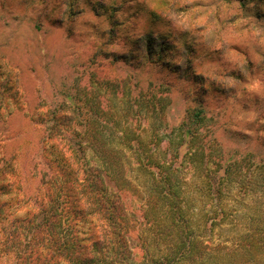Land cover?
Returning a JSON list of instances; mask_svg holds the SVG:
<instances>
[{
  "label": "rangeland",
  "instance_id": "obj_1",
  "mask_svg": "<svg viewBox=\"0 0 264 264\" xmlns=\"http://www.w3.org/2000/svg\"><path fill=\"white\" fill-rule=\"evenodd\" d=\"M51 19L77 30L81 47L68 60L66 72L42 90L44 98L32 105L31 119L24 121L21 111L15 112L23 107L20 82L13 62L6 59L27 41L42 57L44 29ZM75 82L83 89V100H95L96 120H91L90 131H99L102 119L125 120L118 127L108 121L102 129L109 136L105 146L96 138L95 143L82 144L85 154L79 167L107 158L113 175L119 168L116 159L121 158L123 177L133 176L136 159L142 155V163L165 162L156 164L161 179L171 176L180 186L199 182L200 175L186 163L191 149L205 146V156L194 161L199 167L202 160L209 171L219 164L215 177L225 184L221 239L230 242L247 230L253 239L263 238L264 223L257 216L249 221L248 216L256 210L264 215V200L259 198L264 190L256 185L240 190L239 185L253 179L264 184V0H0V154L16 158L20 187L18 193L0 197L7 204L0 217V264H15L5 237L12 221L23 218L37 198L40 166H55L57 154L66 147L59 139L43 141L39 120L46 121L50 112L77 117L72 108L76 103L68 98ZM145 94L149 103L139 98ZM80 113L85 116L89 108ZM70 127L76 128L75 123ZM64 129L68 128L59 131ZM187 130L198 139L186 138ZM97 149L106 156L91 153ZM231 162L238 169L224 175ZM170 163L184 166L175 170ZM118 180L112 176L113 186ZM151 180L140 179L137 184L147 189ZM190 193L198 196L197 190ZM136 194L130 190L122 196L139 217L141 201ZM137 244L130 246L133 258L139 260L143 252ZM226 250L216 264L258 263L252 260L257 255L253 248Z\"/></svg>",
  "mask_w": 264,
  "mask_h": 264
},
{
  "label": "trees",
  "instance_id": "obj_2",
  "mask_svg": "<svg viewBox=\"0 0 264 264\" xmlns=\"http://www.w3.org/2000/svg\"><path fill=\"white\" fill-rule=\"evenodd\" d=\"M73 85V94L68 98L76 103L72 108L77 117L58 116L50 112L46 121L39 120V125L44 128L43 141L59 139L66 142V147L64 152L57 154L59 162L55 166H40L42 177L37 198L30 203V210L23 218L12 221V230L5 237L7 251L14 254L15 264H211L210 259L216 264L218 257L226 254V249L231 248L236 253L242 247L247 250L253 248L257 255L252 260L263 264L264 224L260 240L253 239L254 235L251 236L249 230L245 235L231 238L230 242L221 239V227L225 222L221 210L225 187L221 186L225 184L215 177L219 164L209 171L211 169L202 160L199 167L194 161L205 156V146L191 149L186 163L193 173L200 175L199 182L186 181L180 186L171 176L161 179L156 164L165 166V162L152 163L153 159H150L152 162L147 159L142 163V155L136 159L137 168L133 176L123 177L121 158L116 159L119 168L113 175L114 167L107 158L99 164L87 162L79 167L78 160L85 154L82 144L85 141L95 143L97 139L105 146L109 136L102 129L107 127L108 121L118 127L116 125L125 124V120L102 119L100 130L96 133L90 131L91 120H96L93 116L95 100H83L80 97L83 89L80 91L76 82ZM139 98L149 103L147 94ZM154 98L151 97L152 100ZM156 100H161V97ZM84 107L89 108V113L81 116ZM74 123L76 128L71 129ZM63 127L68 129L59 131ZM77 127L82 129L78 131ZM184 136L192 138L191 142L198 139L188 130L184 131ZM126 137L128 141H133L131 136ZM91 153L106 156L101 149L91 150ZM173 164L168 165L174 166L175 170L184 166L183 163ZM233 164L231 162L226 166L224 175L238 169L236 163ZM112 176L120 178L114 186ZM150 177L152 184L147 183L149 188L137 184V180ZM16 178L14 160L0 154V197L20 191ZM247 181L239 185L240 190H248L251 185L259 186L261 192L264 190L263 182ZM141 188L146 191L138 192L137 189ZM130 190L137 193L141 201L142 213L139 217L124 202L122 195ZM190 190H197L198 196L194 197ZM259 198L264 200V192ZM6 205L0 200V217ZM234 216L235 213L232 218H236ZM256 216L264 223V215L258 210L248 216L249 221ZM215 228L217 231H214ZM134 242L143 252L139 260L133 258L130 244ZM253 244H256L255 247Z\"/></svg>",
  "mask_w": 264,
  "mask_h": 264
},
{
  "label": "crops",
  "instance_id": "obj_3",
  "mask_svg": "<svg viewBox=\"0 0 264 264\" xmlns=\"http://www.w3.org/2000/svg\"><path fill=\"white\" fill-rule=\"evenodd\" d=\"M50 2L51 1H49V3ZM44 35L45 53L42 57L38 50L35 49L34 53L32 52V41H27L22 44V49H19L17 53H9L11 59H6L7 61L11 60L13 62L17 78L20 82L19 89L21 95H23V107L16 109L15 112L21 111V117L24 121H26V119H31L32 105L40 102L39 100L41 98H44V96H42V90L44 92L45 89H49L53 77L60 76L66 72L68 60L77 53L81 47V35L79 36V32L75 29H71L64 21L61 22L51 19L50 23L45 26ZM32 54L36 55V57H33ZM37 55H39V57H37ZM40 57L43 58V60H41ZM38 58H40V60H37ZM16 63L19 64H17L19 66L18 69L15 68ZM33 65H35V67ZM37 118L38 116L36 115L35 119ZM41 129L40 131L43 133V129ZM8 157L11 158L14 156H7V158ZM14 162V166L17 167L16 158Z\"/></svg>",
  "mask_w": 264,
  "mask_h": 264
}]
</instances>
